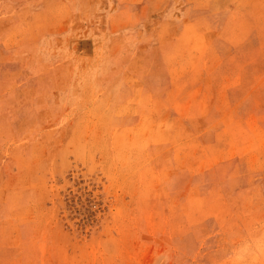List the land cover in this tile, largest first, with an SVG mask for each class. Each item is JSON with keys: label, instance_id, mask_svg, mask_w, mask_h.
<instances>
[{"label": "rangeland", "instance_id": "obj_1", "mask_svg": "<svg viewBox=\"0 0 264 264\" xmlns=\"http://www.w3.org/2000/svg\"><path fill=\"white\" fill-rule=\"evenodd\" d=\"M0 264H264V0H0Z\"/></svg>", "mask_w": 264, "mask_h": 264}]
</instances>
